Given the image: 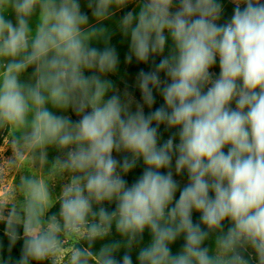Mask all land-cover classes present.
Wrapping results in <instances>:
<instances>
[{"label":"clouds","instance_id":"clouds-1","mask_svg":"<svg viewBox=\"0 0 264 264\" xmlns=\"http://www.w3.org/2000/svg\"><path fill=\"white\" fill-rule=\"evenodd\" d=\"M133 2L138 12L119 21L130 37L126 62L161 57L153 70L137 75L142 103L135 111L127 91L122 99L110 80L101 79L117 70L118 54L107 46V30L89 24L79 0H0V129L8 130L6 149L12 152L4 162L18 170L27 161L48 178L21 172L0 194L10 246L23 228L17 264H121L115 253L122 246L131 250L146 229L152 239L140 248L139 264H250L248 249L256 264H264V0H234L225 24L218 23V0H88L87 6L101 22L113 7ZM9 9L15 24L5 18ZM169 37L173 47L164 55ZM100 39L103 50L91 46ZM217 56L220 74L212 80ZM30 67L33 82L25 83L21 77ZM154 91L164 104L145 114L144 107L155 104ZM49 105L71 108L80 119L57 115ZM160 125L178 128L179 142L173 136L160 144ZM49 148L63 153L50 165ZM113 152L131 158L118 160ZM173 157L175 173L188 175L178 199ZM141 158L145 171L128 186L123 176ZM65 176L53 196L51 186ZM105 202H115V210ZM56 203L58 214L49 215ZM193 211L200 223L193 222ZM113 225L123 245L93 252V243ZM213 234L210 254L203 245ZM181 236L183 248L173 255L170 245ZM82 241L88 246H78ZM122 264H133L128 253Z\"/></svg>","mask_w":264,"mask_h":264},{"label":"trees","instance_id":"trees-1","mask_svg":"<svg viewBox=\"0 0 264 264\" xmlns=\"http://www.w3.org/2000/svg\"><path fill=\"white\" fill-rule=\"evenodd\" d=\"M219 3H221L222 7H223V11L222 14L225 13V11H227V5L228 3H226L224 0H218ZM136 5V2L133 3H129L127 6L121 8V17H123L127 12L132 11V9L134 8V6ZM226 20V19H225ZM228 21H225V23H227ZM224 23V24H225ZM161 59L160 56H155L153 58L150 59V61L145 64V63H140L137 62L135 60V58H133L131 63H127L126 65V72L129 76L136 78L137 80V75L139 73V71L144 70V71H151L154 69L155 63H158L159 60ZM209 72H213L215 74V79L219 78V74H220V67H219V57L217 56L216 58V63L209 69ZM107 76H109L112 80H114L116 82V84H118L121 88H123L125 91H127L132 97H134L135 99H137L139 101V103H142V97H141V93L139 88H132V87H128L124 84H122L121 82H119L118 80H116L113 76H111L109 73L106 74ZM161 79L164 80L166 79L164 73L160 74ZM211 85H208L205 87L204 91H207V87H210ZM154 95H155V104L153 105L152 109H149L147 106L144 107V111L145 114H147L149 111L155 110L156 108L162 106L164 104L163 98L162 96L159 94V92L154 91ZM155 126V125H154ZM2 129H0L1 132ZM6 132H8L7 129H5ZM178 132L179 129L178 128H168L165 125H160L159 128V143L163 144L168 138L170 137H175V142L178 143L179 142V137H178ZM1 138H0V143H1ZM225 152L228 151V147L226 146L224 149ZM113 155H115L117 157L118 160H122L124 156H128L129 158H131V154L130 153H125V152H121V153H116L113 152ZM142 161V158L140 160H138L137 162ZM174 161H175V157H173V164H172V171L174 169ZM146 168V166H145ZM162 173L166 174L167 169H161L160 170ZM130 171L127 174H124L123 178L126 180L128 186H131L132 182H135L136 180H133L131 178V176H129ZM142 176V175H141ZM140 176V177H141ZM109 212L114 211L116 208V203L112 202V203H105L104 206ZM59 212V203H56V205L50 210L49 215L51 214H58ZM192 219L194 223H200V213L193 211L192 214ZM201 227H204L203 225H201ZM228 227H230V222L229 221H225L224 222V230L227 231ZM5 229H6V225L4 222H0V257L2 260L3 264H17V262L19 261V259L21 258L22 255V249H23V228L18 227V232L21 236L20 239H18L16 241V243L12 246H10V242L9 239L7 237V235L5 234ZM214 235L213 237L210 238L208 241L205 242V244L203 245L204 247H208L210 249V254H211V250L214 248ZM151 233L149 230H145V232L143 233V238L141 241H139V243H137L136 245L133 246V248L131 250H128L125 247H121L120 250L115 253V258L121 262L122 264V259L123 256L125 255V253H128L131 258H132V262L133 264H139L138 262V253L140 248L147 246V244H149L151 242ZM115 242H120L122 245L124 243V238L116 231L115 225H113L111 233L103 238V239H98L96 240L93 245H92V251L93 252H98V250L104 246L105 244H110V243H115ZM185 241L183 236L179 237L175 243H173L172 245H170L171 251L173 253V255L178 254L184 245ZM78 246H83V247H87V242L82 241L80 245ZM244 256L246 259L250 258V264H256L254 261V258L250 255V253L247 251L244 253ZM30 264H51V262L49 260H45V261H30Z\"/></svg>","mask_w":264,"mask_h":264},{"label":"rangeland","instance_id":"rangeland-1","mask_svg":"<svg viewBox=\"0 0 264 264\" xmlns=\"http://www.w3.org/2000/svg\"><path fill=\"white\" fill-rule=\"evenodd\" d=\"M224 1L226 3H228V5L226 7L227 11H225L224 14H221V19L218 21L219 24H224L225 21H228V22L230 21L232 15H233V12H234V8L236 6L235 3H234V0H224ZM240 6H241V8L244 7L243 4H241ZM113 9H114V7L110 11L112 12ZM173 11H175V8L173 9ZM82 12L84 13V11H82ZM88 16H89V24L90 25L97 26V27H104L107 30L106 36H107V40H108V44H109V40H111V38L114 36V32H116L117 29L118 30L120 29V27H119L120 19H118L117 17L110 16V18L106 19L104 22L96 24L95 23L96 19L92 16V12H90ZM5 18L8 19V20H11L13 22V24L16 22L15 13L11 9H9L5 13ZM165 34L167 35V32ZM125 39H130V37H126ZM91 46L92 47H96V48H98L100 50H103L105 48V40L104 39H100V40H97V41H93L91 43ZM172 47H173L172 41H171V38L169 37L168 42H167V46L165 48L164 55H168L169 51L172 49ZM118 70H119V66H118ZM118 70H117V72H118ZM93 74L100 75L98 72L85 71V75L86 76H90V75H93ZM124 74H125V76H122V77H124L126 79L125 83L127 85L135 86L136 83H137L136 79L133 78V77L128 76L127 73L125 72V70H124ZM210 74H211V79L215 80V74L213 72H210ZM31 78H32V74L27 70V72L22 75L21 80L23 82H25V83L33 82ZM101 79L110 80L112 82V84H113V90L115 91L117 86H116V84H115V82L113 80H111L106 74L102 75ZM112 94H113V91H109L108 92V95L111 96ZM122 99H124V98H122ZM235 107H236L235 101H233L232 104H231V108L235 109ZM49 108L55 114L68 116L73 121H78L80 119V117L71 108H69L67 111H60V110H57V109H53V108H51L50 105H49ZM132 110L135 111V105H132ZM7 135H8V132H6L5 129H2L1 132H0V138L2 140L1 143H0V177H2V179H0V194H2L4 192H7V191H10L13 188L15 182L19 178L18 175L21 172H31L32 174L37 175L38 177L47 180L48 178L46 176H44V174L42 172L37 171L35 169H32L28 165L27 161H25L24 165L18 170L17 169H11L10 166H8L6 164V162H4V159H7V158L12 156L11 149L10 148L6 149L7 140H6L5 137ZM4 138H5V140H4ZM5 149H6V151H5ZM58 156H63V153L59 152L55 148H49L48 149L49 165ZM113 156L117 159V157L115 155H113ZM174 164H175V161H174ZM49 165L45 166V171L47 170V167ZM144 171H145V164L142 161H139V162L136 163V166L132 170H130L129 176H131V178L133 180L137 181L140 178V176L143 174ZM173 177L176 180L177 184L179 185V188H178V190H177V192L175 194V198L178 199L179 195H180V189H182L188 183V175H187L186 171L183 172L182 174L177 175L175 173V165H174ZM135 182H132V184H134ZM64 183H67V176H65L64 179H57L53 183V185L51 186V191H52L53 196H58L60 194L62 186H63ZM210 195H214V194L210 193ZM105 203L103 204V207L105 206ZM98 207L99 206L94 205V208H98ZM5 214H7V213H5ZM248 252L254 258V261L256 263L255 253L252 251V249H248ZM0 264H3L2 260H1V257H0ZM60 264H67V260L66 259H61Z\"/></svg>","mask_w":264,"mask_h":264},{"label":"crops","instance_id":"crops-1","mask_svg":"<svg viewBox=\"0 0 264 264\" xmlns=\"http://www.w3.org/2000/svg\"><path fill=\"white\" fill-rule=\"evenodd\" d=\"M80 5H81V11H84V13H86L87 15H89V13L91 12V9L88 8L87 3L88 0H79ZM139 10L138 8V3H136V5L134 6V8L132 9V11L137 12ZM113 15H111L112 17H117L118 19L121 20V9H117L114 7L113 11H112ZM105 21V20H104ZM104 21L98 22L96 20V24L97 23H102ZM94 23V24H95ZM15 24V23H14ZM30 26L33 28V30L36 27V16L34 15L33 18L30 20ZM126 37H124V35L122 34L121 30L117 29L116 32H114V36L111 38V40H109V46L113 47L117 54H118V58H119V70L117 72V70L114 73H109L111 76H113L116 80H118L119 82H121L122 84L128 86V87H132V88H138L136 85L135 86H131V85H127L125 83V78L122 76H125L124 74V70L126 72V56L129 54V44H130V39H125ZM107 45V46H108ZM106 46V44H105ZM28 71L32 74L34 69L33 68H29ZM127 73V72H126ZM128 75V74H127ZM129 76V75H128ZM109 77V76H108ZM131 77V76H130ZM110 78V77H109ZM134 78V77H133ZM111 79V78H110ZM136 79V78H135ZM112 80V79H111ZM114 81V80H113ZM115 82V81H114ZM137 82V80H136ZM116 84V82H115ZM117 88L115 89L116 92H118L121 95V98H125L124 97V92L125 90L123 88H121L118 84H116ZM108 97H110V95H106L105 99H107ZM132 97V96H131ZM134 98V97H133ZM136 102H139L138 100H136L134 98V103L132 105H135Z\"/></svg>","mask_w":264,"mask_h":264}]
</instances>
